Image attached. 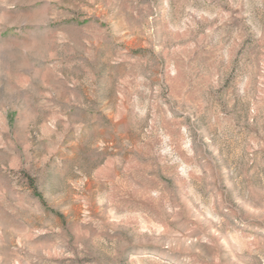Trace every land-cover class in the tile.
Here are the masks:
<instances>
[{
    "label": "rangeland",
    "instance_id": "374dc122",
    "mask_svg": "<svg viewBox=\"0 0 264 264\" xmlns=\"http://www.w3.org/2000/svg\"><path fill=\"white\" fill-rule=\"evenodd\" d=\"M0 264H264V0H0Z\"/></svg>",
    "mask_w": 264,
    "mask_h": 264
}]
</instances>
